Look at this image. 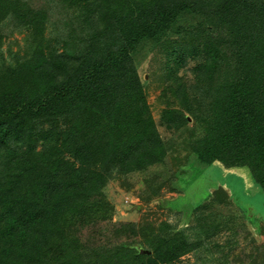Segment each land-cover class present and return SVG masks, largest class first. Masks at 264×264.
I'll list each match as a JSON object with an SVG mask.
<instances>
[{"label": "trees", "instance_id": "16d2710c", "mask_svg": "<svg viewBox=\"0 0 264 264\" xmlns=\"http://www.w3.org/2000/svg\"><path fill=\"white\" fill-rule=\"evenodd\" d=\"M186 1L165 7L147 0H51L52 12L70 15L79 9L84 20L91 19L78 43L94 59L86 57L78 74L64 81L40 45L47 8H34L31 0H0L1 28L13 22L36 42L33 64L0 75V147L5 134L17 132L28 146L0 162L1 211L14 222L12 244L1 252L0 264H170L185 253L174 252L176 239H155L150 225L135 234L136 247H115V253L104 247L78 252L68 246L72 236L66 238L80 214L106 220L113 211L103 196L109 180L103 168L115 165L127 175L164 162L166 150L131 53L154 27H169L184 11L202 13L214 35L221 29L227 38L218 39L220 44L209 38L212 63L198 72L197 83L211 90L203 119L210 159L249 170L264 191V0ZM225 45L234 54L235 72L223 68L227 76L213 81L218 60L226 62L220 51ZM167 47L193 50L176 41ZM179 89L172 95L180 106L162 118L170 129L186 121L179 110L187 109L189 99ZM54 242L68 247L59 258H47L45 250ZM112 254L119 262L107 260ZM260 254L264 264V250Z\"/></svg>", "mask_w": 264, "mask_h": 264}, {"label": "rangeland", "instance_id": "374dc122", "mask_svg": "<svg viewBox=\"0 0 264 264\" xmlns=\"http://www.w3.org/2000/svg\"><path fill=\"white\" fill-rule=\"evenodd\" d=\"M50 1L31 0L34 8H47L48 12L49 22L44 25L42 34L44 46L40 45L47 58L51 54L48 59L57 78L69 81L86 64V61L83 63L86 57L94 59L92 54L81 52L78 43L91 19L84 20V11L79 9L69 11L70 15L52 12L49 8L55 6ZM147 1L155 4L162 2L161 6L165 7L188 2ZM204 18L202 13L184 11L169 27H154L131 53L166 156L162 164L140 173L126 175L115 165L103 168L108 170L109 180L102 195L113 211L106 220L90 221L80 214L78 224L68 226L66 238L72 236L69 247H78V252L100 247L106 251L119 246L129 247L131 241L137 239L135 234H139V229L150 225L154 228L155 239H176L178 246L174 252L178 255L185 252L170 264H262L264 191L254 183L249 170L210 159L209 145L204 138L203 119L208 113L206 107L211 101V90L197 83L198 72L200 65L212 63L213 55L206 46L209 38L214 36L215 43L218 39H227L221 29L217 30L220 33L216 31L215 36ZM6 24L2 28L0 26V75L19 64H33L31 54L36 45L29 32L13 22ZM169 41L182 42L193 50L188 54L172 51L171 47H167ZM224 47L229 48L228 45ZM224 47L220 51H224L226 62L218 60L213 81L216 76H227V69L223 68L229 67L235 72V57L229 53L232 49ZM95 48L97 52V45ZM177 88L187 92L189 106L179 110L186 118L183 126L170 129L162 118L169 110H177L180 106L179 100L172 95ZM176 118L178 123L179 116ZM62 126V129L66 127ZM3 137L0 162L28 147L19 132ZM36 145L38 151L41 142ZM1 209L0 203V254L12 244L10 239L14 223ZM68 246L65 243L62 248L54 242L46 248V257L54 258L56 255L59 258ZM114 250L112 253H115ZM111 259L112 262L120 260L113 254L107 257V260Z\"/></svg>", "mask_w": 264, "mask_h": 264}]
</instances>
